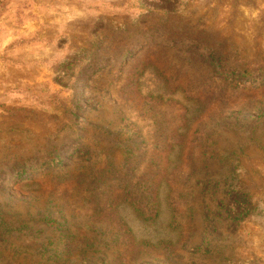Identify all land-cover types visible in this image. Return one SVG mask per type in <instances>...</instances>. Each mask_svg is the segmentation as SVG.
<instances>
[{
  "label": "rangeland",
  "instance_id": "rangeland-1",
  "mask_svg": "<svg viewBox=\"0 0 264 264\" xmlns=\"http://www.w3.org/2000/svg\"><path fill=\"white\" fill-rule=\"evenodd\" d=\"M0 264H264V0H0Z\"/></svg>",
  "mask_w": 264,
  "mask_h": 264
}]
</instances>
